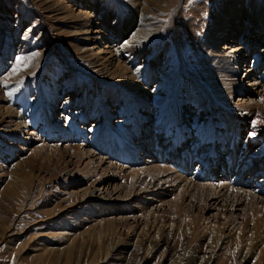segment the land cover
I'll return each mask as SVG.
<instances>
[{"label":"rangeland","instance_id":"374dc122","mask_svg":"<svg viewBox=\"0 0 264 264\" xmlns=\"http://www.w3.org/2000/svg\"><path fill=\"white\" fill-rule=\"evenodd\" d=\"M255 1L258 14L264 0ZM250 3L0 0V81H7L6 86L0 83V264H187L190 256L195 260L208 256L205 246L213 241L214 229L227 236L210 264L230 259L231 252H238L239 257L246 254L245 264H255L256 257H262L264 163L254 159L244 167L240 160L232 171L233 181L232 176L217 178L240 193L198 186L196 182L214 184L209 179L222 176L220 165L227 151L217 138L209 143L197 141L193 134H203L213 126L222 134L224 146L229 134L235 137L234 145L238 141L236 117L230 121L218 108H226L227 102L201 104L196 99L199 91L194 89L196 80L203 79L209 92L213 90L208 73H215L212 35L218 32L221 14L228 6L245 11ZM253 17L248 15L241 24L238 20L240 32L237 29L226 37L238 38L243 45L240 58L246 63L239 61L240 78L248 73L241 71L244 66L253 69L232 99L264 105V37L257 27H250L247 35L242 33V27L257 23ZM220 39L219 45L228 41ZM33 53L37 55L27 61V68L8 75L16 56ZM127 69L134 73L132 83L139 89L121 84L119 74ZM185 75L191 80L193 103L185 95ZM12 89L17 91L7 95ZM220 92L210 94L218 99ZM177 101L179 120L168 133L162 132L160 125L168 111L175 112ZM47 110L52 128H40L38 122L23 130L25 122L41 119ZM183 122V131L191 134L186 132L173 148L168 134L179 130ZM226 125H232L231 132L227 133ZM33 131L35 136L30 135ZM259 137L253 136L252 142L259 143ZM164 150L169 156L161 160ZM184 150L189 156L182 154ZM252 150L251 146L248 152ZM170 156L178 161L174 172L186 180L175 179L172 184L159 179L163 187L167 184L165 191L155 197L154 206L145 205L150 195L145 197L142 185V191L134 187L136 183L129 185L128 176L133 171L148 176L147 168L155 164L170 169ZM180 163L186 164L180 168ZM206 164L213 169L210 174ZM125 197H130L134 209L117 208ZM108 199L111 202L106 203ZM141 204L145 210L139 209ZM191 215L199 222L194 224ZM203 219L206 229L200 222ZM196 228L203 231L195 232ZM157 230L161 240L156 238ZM120 236L116 246L113 240ZM137 249L152 252L153 257L132 262L129 253Z\"/></svg>","mask_w":264,"mask_h":264},{"label":"bare ground","instance_id":"6f19581e","mask_svg":"<svg viewBox=\"0 0 264 264\" xmlns=\"http://www.w3.org/2000/svg\"><path fill=\"white\" fill-rule=\"evenodd\" d=\"M145 1H147V0H145ZM149 1H152V0H149ZM155 3H160V2H162V1H165V0H153ZM255 0H251V3L249 4V6L248 7H245V11L244 10H241L240 8H236V7H229L228 6V8H226L225 9V14H221V18L222 19H220V24H219V29H218V32L216 33H214L213 35H212V40H213V46H212V58H211V62H213L212 64L215 66V73H212V72H210L211 70H209V73H208V79H210V80H212V86H213V90H210V92L213 94H215L216 92H218L219 90L221 91L220 92V96L218 97V99L217 98H215L212 94H210V92H209V90H208V87H207V83H204V81H203V79H197L196 80V82H198L197 83V86L195 87V89H194V91L195 92H197V91H199V93H197L196 94V99H197V101L198 102H200L201 104L203 103V102H210V103H215V104H221L220 102H221V100L222 101H224V102H227V105H224L226 108H223V107H220V105H218V108H220V109H222L225 113H227L229 116H230V121H231V118H235L236 117V119H237V121L239 122V124H240V129H239V133H238V138H237V143L234 145V140H235V137L232 135V134H229V135H227L226 136V141L228 142V144H227V146H224L225 144H223V136H222V134L219 132V131H217V130H215L214 128H213V126L211 127V129H209L208 131L206 130V131H204V133L203 134H200V133H198V131L196 132V131H193V134L195 135V137H197V141L198 140H206V142H209V143H213V141L217 138L220 142H222L221 143V147H224L226 150L225 151H227V154H226V156L224 157V160H223V162L221 163V165H220V169L223 171V174H222V176H220V175H213V177L212 178H215L214 180H212V178L211 179H209L210 181H213V182H217L216 184L214 183H209V182H200V183H197L196 182V184L198 185V186H202L203 188H209V189H211V190H219V191H222V190H226V191H233V192H235V193H240V190L239 189H236V188H229L228 186H227V183L226 182H221V181H219L217 178H219V177H221V179H223V180H225L226 178L228 179L230 176H232V178H231V180L233 181V179H235L236 177H234L233 178V173L234 172H232L233 171V169L235 170L236 169V167L238 166V161H240L241 160V162H242V164H243V166L245 167H248V166H250L251 164H252V162H253V160L255 159V161L254 162H256L257 160H260L262 163H264V124H260V125H258L255 129H253V127H252V122L254 121V120H262V119H264V105H261V104H259L258 102V104L256 103V102H252V103H249V102H246V101H242V99H238V101L236 102V103H234L233 102V96H235V95H238L240 92H241V89H242V87H243V85H244V82H243V79L244 78H246L247 77V75H249V73L250 72H252V70L253 69H251V67H248V69L247 68H244V67H246V66H244L243 67V69L241 70V71H247L248 70V73L247 74H244V77H243V79L242 78H240V76H239V74H238V72H239V69H238V65H239V61L240 62H243L244 61V63H246V60H243L242 58H240V56H241V54H242V50H243V45H242V43L241 42H238L237 41V39L238 38H230V39H227L226 37H228L231 33H233V31H234V33H235V31L238 29V31L239 30H241V27H240V24H241V20L243 19V18H246L248 15H256V17H253V18H256L257 19V23H255V21H253V23H249V25L248 26H245V27H242V30H243V34H248L249 32L248 31H250L251 29H250V27L251 28H253V27H257V28H255L256 30H260L259 31V33H260V36H262V37H264V7H262L261 9H260V11H259V13L258 14H255L254 13V11H255ZM236 19V20H235ZM132 20V19H131ZM233 20H235V21H237V23H235V24H231V23H229V21H233ZM238 20H240V24H238ZM222 22H223V24H222ZM133 25V24H132ZM236 25H238L237 27H236ZM240 32V31H239ZM137 33V32H136ZM135 32H134V34H136ZM220 33H224V35H223V37H224V39H227L228 41H226L225 42V44H221V45H219V43H218V41H220L221 39L220 38H223V37H221V35H220ZM254 33H256V31L254 32ZM261 37V38H262ZM260 38V39H261ZM260 39H258V40H260ZM264 40V39H263ZM212 42V41H211ZM239 43H240V45H239ZM248 44V40L246 41V44H245V46ZM220 49V50H219ZM246 52V51H245ZM118 65V64H117ZM120 66V65H119ZM123 66V65H122ZM213 66V67H214ZM120 67H118V69H119ZM122 68V67H121ZM120 68V69H121ZM209 68H211V67H209ZM124 69V68H123ZM125 69H126V67H125ZM115 71H116V69H115ZM119 71V70H118ZM117 71V72H118ZM122 71V70H121ZM125 72L124 73H122V74H119V80L122 82L121 84H131V86L133 85L134 86V88L133 89H139L138 88V85L136 84V83H132V80H134L133 79V74H129V73H127L128 72V69H127V71L126 70H124ZM116 73V72H115ZM119 73V72H118ZM121 73V72H120ZM184 74V73H183ZM113 76H114V74H112ZM118 75V74H117ZM185 77H186V79H185V81L187 82V85H186V90H185V95L187 96V98L188 99H190V102H192L193 103V101H192V99H191V97H192V95H190V93H189V91L191 90V80H190V77H187L186 75H185ZM115 78V77H114ZM118 78V77H117ZM128 79V80H127ZM125 80H127V81H125ZM255 81V80H254ZM129 82V83H128ZM178 83V82H177ZM228 85H230L231 86V91L230 92H227L226 91V88L228 87ZM140 86V85H139ZM229 86V87H230ZM138 91V90H137ZM134 92V91H133ZM219 94V93H218ZM223 94H227V96L223 99ZM210 96H211V98H210ZM144 101V100H143ZM213 101V102H212ZM218 101H219V103H218ZM240 101V102H239ZM260 101V100H259ZM263 102V101H262ZM213 103V104H214ZM195 104V103H194ZM198 105V107H200V105L199 104H197ZM2 106V105H1ZM53 106V105H52ZM3 107V106H2ZM180 102L179 101H177L176 102V110H175V112L173 113V112H171V111H168V114H166L167 116H166V118H165V120L163 121V123L160 125V127H161V131L163 132H169V130H170V128L172 127V126H174V124H175V122L176 121H178L179 120V117H178V113H179V110H180ZM10 112H12L13 110H9ZM8 111V112H9ZM48 111L49 110H47L45 113H44V115H42V117H41V119H37L36 121H34V122H29V123H27V122H25L24 123V125H22V127L24 128L23 130L24 131H26V128L29 126V125H32V128H33V126L35 125V124H37L38 122H39V125H40V128H44V129H46V128H52L51 127V124L49 123L50 121H48L47 120V116H48ZM234 111H236L237 112V114H233V112ZM2 114V113H1ZM4 114H6V113H4ZM11 114V113H10ZM13 116V115H12ZM12 118H14V117H12ZM11 118V119H12ZM10 119V120H11ZM20 123H21V121H20ZM27 123V124H26ZM231 123V122H230ZM18 125H20V124H18ZM13 126V125H12ZM184 126H186V123L185 122H183L182 123V125L179 127V130H176L175 129V131H174V129H172L173 130V133H171V134H168V136H170L171 137V139H172V141H171V144H170V146L171 147H173L174 148V146H177L178 144H180V140H184L185 139V137L187 136V135H185L186 134V132H189V135L191 134L190 133V131L188 130V131H183V127ZM232 125H226L224 128H225V130L227 131V133L230 131H232ZM15 128V127H14ZM49 130V129H48ZM252 131H255V133H256V135H255V137L257 136V135H260V141H259V143H253L252 142V137L253 136H249V133L250 132H252ZM19 132H21V130L19 131ZM27 132V131H26ZM195 133H198V134H195ZM131 134H133V133H130V135ZM30 135H34V131L33 132H31V134ZM35 136V135H34ZM163 136V135H162ZM192 136V135H191ZM27 138H29V134L27 135V137H26V139ZM131 138V137H130ZM205 138V139H204ZM36 139V138H35ZM29 140V139H28ZM258 141V140H257ZM252 142V143H251ZM45 146V145H44ZM53 146V145H52ZM252 146V152H248V150H249V148ZM48 147H50V146H48ZM69 147V146H68ZM36 148V147H35ZM37 148H39V147H37ZM52 148V147H51ZM56 148V147H55ZM77 148V147H76ZM80 148H82V147H80ZM155 148H157V146H155ZM187 149V148H186ZM58 150V149H57ZM60 150V149H59ZM72 150H74V149H72ZM76 150V149H75ZM77 150H78V148H77ZM43 151V150H42ZM56 151V150H55ZM54 151V152H55ZM165 151V150H164ZM212 151V153H216V152H213V149L211 150ZM52 152H53V150H52ZM74 152V151H73ZM82 152V154H83V152L84 151H81ZM87 152H89V151H87ZM80 153V152H79ZM91 152H89V154H90ZM166 153V151L165 152H163V154L160 156V158H161V160L162 159H164V157H166V156H169V154L167 155V154H165ZM185 154L186 153V155L187 156H189V152H186L185 150H184V152H182V154ZM42 154V153H41ZM49 154V153H48ZM81 154V153H80ZM81 154V155H82ZM85 154V153H84ZM46 155V154H45ZM89 156V155H88ZM223 156V155H222ZM92 157V156H91ZM90 157V158H91ZM79 158H81L80 156H79ZM172 158L173 157H171L170 156V165H172L171 167H170V169L166 166V165H164V164H158V165H150L151 167H149V168H147V173H150V175H148V176H140L139 174H135V172L133 171V172H128V173H130V175L128 176L129 178V185H132V184H134V183H136V185L134 186V185H132V186H134V187H137L138 188V190L140 189L141 190V188H139V187H142L143 189H144V195H145V197L147 196V195H150V197L149 196H147L146 198V201L148 200V202H146L145 203V205H147V204H149V205H153L154 203V201L156 202V198L155 197H158V196H160L161 194H163V193H161V191L162 190H164L165 191V187H167L166 185H164V187H163V184H164V182H163V184H161V178H165L166 180H169V182L170 183H172L173 184V180L175 181V179H181L182 181H185L186 179H184V178H182V177H180L179 175H177V173H175L174 171H177V169L176 168H174V166L176 167V162H178L177 161V159H174V161L172 160ZM78 160V159H77ZM88 160V159H87ZM99 160V159H98ZM212 160H213V158H212ZM80 161V160H79ZM181 161V160H180ZM179 161V162H180ZM187 161H190V159L188 158L187 159ZM95 163V162H94ZM203 163L205 164V161H203ZM102 164V163H101ZM186 163H180L179 164V167L181 168V167H184V165H185ZM212 164H214V162H212ZM97 165H99L98 163H97ZM113 165V164H112ZM88 166V165H87ZM90 166V165H89ZM96 166V165H95ZM108 166V165H107ZM107 166H106V169H107ZM111 167V166H110ZM142 167H144V166H142ZM206 167H207V169H208V171H207V174H210V171L211 172H213L212 170V168L211 167H209V164L207 165L206 164ZM84 168V167H83ZM98 168V167H97ZM96 168V169H97ZM117 168V167H116ZM119 168V167H118ZM264 168V167H263ZM100 169V168H99ZM111 170L113 169V168H110ZM175 169V170H174ZM105 170V169H104ZM114 170V169H113ZM100 171V170H99ZM115 171V170H114ZM119 171H121L120 170V168H119ZM118 170H117V172H119ZM123 171V170H122ZM129 171V170H128ZM142 171V170H141ZM145 171H146V168H145ZM144 171V172H145ZM105 172H106V170H105ZM143 172V174H145ZM121 173H123V172H121ZM116 174H118V173H116ZM125 174V173H124ZM121 175V174H120ZM126 175V174H125ZM122 176V175H121ZM120 176V177H121ZM124 176V175H123ZM123 176H122V179H123ZM173 176H176V177H173ZM205 176V175H204ZM209 175H207V177H208ZM227 176H229V177H227ZM156 177H158V179H156ZM201 177V176H200ZM207 177H205V178H207ZM126 178V177H125ZM159 179H161V180H159ZM97 181H99V179L97 180ZM96 181V182H97ZM123 181V180H122ZM162 181H165V180H162ZM231 181V182H232ZM141 184H140V183ZM167 182V181H166ZM191 183V182H190ZM94 184V183H93ZM128 184V183H127ZM177 184V183H176ZM183 184V183H182ZM184 184H186V182L184 183ZM183 184V185H184ZM121 185H123V186H128V185H125L124 183L123 184H121ZM142 185V186H141ZM187 185V184H186ZM186 185H185V187H186ZM196 185V186H197ZM130 187V186H129ZM168 187H169V185H168ZM183 187V186H182ZM127 188V187H126ZM136 188V189H137ZM199 188V187H198ZM218 188V189H217ZM124 189V188H123ZM167 189V188H166ZM183 189H185V188H183ZM188 189H190V188H188ZM187 189V190H188ZM134 190V189H133ZM170 190V189H169ZM173 190V189H172ZM191 190V189H190ZM136 191V190H135ZM142 191V190H141ZM167 191V190H166ZM178 191V190H177ZM181 191V190H180ZM243 191V190H242ZM129 192V191H128ZM137 193V192H136ZM165 193V192H164ZM167 193V192H166ZM179 193V192H178ZM249 194H251L253 197H258L259 198V196H257V195H255V194H253V192L252 191H249L248 192ZM132 195V194H131ZM130 195V196H131ZM129 196V195H128ZM214 197V196H213ZM165 198V197H164ZM164 198H163V200H164ZM162 198L160 197V199L159 200H161ZM168 199V198H167ZM150 200V201H149ZM263 201V200H262ZM109 202H111V201H109V199H108V201H106V203H109ZM132 203H133V201H131V199H130V197H125L124 199H122V201H121V203L120 204H118L117 205V208H120L119 210L121 211V210H124V209H134V207L132 206ZM162 203V202H161ZM155 205V204H154ZM153 205V206H154ZM144 208V204H141L140 206H139V209L140 208ZM150 207V206H149ZM151 209H152V207H151ZM155 209V208H154ZM140 210H142V209H140ZM144 210H145V208H144ZM149 211V210H148ZM151 212V211H150ZM149 212V213H150ZM144 213H145V211H144ZM148 213V212H147ZM75 214V213H74ZM201 214V213H200ZM148 216V215H147ZM68 217V216H67ZM191 218L193 217L194 219L193 220H191V221H193V223L195 222V218H197V216H194V215H191L190 216ZM66 218V217H65ZM200 219H202L201 217H200ZM199 219V220H200ZM190 221V224H193L192 222ZM196 221H198V220H196ZM199 222V221H198ZM201 222V224H202V227H203V229L205 228L206 229V226H207V224H206V222H205V220L203 219L202 221H200ZM171 223V222H170ZM173 223V222H172ZM167 224V223H166ZM195 224V223H194ZM165 225V224H164ZM162 227V226H161ZM165 227V226H164ZM180 227H182V226H180ZM192 228H195L194 226H192ZM197 228H200V227H197ZM197 228L195 229V232H197L198 230H200V229H198L197 230ZM162 229V228H161ZM191 229V228H190ZM203 229H201L202 231H203ZM129 230V229H128ZM134 230V229H133ZM142 230V229H141ZM146 230V229H145ZM194 230V229H193ZM200 230V231H201ZM213 230V229H212ZM199 231V232H200ZM214 232H213V237H212V240L213 241H208L209 243H208V246H205V249H207V251H208V256H205V257H202V258H199V259H197V260H195V259H193V257L192 256H190V257H188V259H187V264H210V262H211V260L212 259H214V258H216L215 257V253L216 252H218L219 251V249H221L222 248V245H223V243H224V239L226 238V236H225V234L224 233H222V232H220V230L219 229H214L213 230ZM194 232V231H193ZM157 234H155L156 236V238H158L159 240H161V232H160V230L158 231L157 230V232H156ZM192 234H194V233H192ZM195 235H197V234H195ZM173 236V235H172ZM191 237V236H190ZM192 237H193V235H192ZM123 238V237H122ZM121 236L120 237H118V239L117 240H113V242L114 243H116L115 245L117 246V244H119V242L121 241ZM157 240V239H156ZM116 241V242H115ZM158 241V240H157ZM175 241V240H174ZM187 241V240H186ZM227 241V240H226ZM226 241H225V244H227L226 243ZM259 241H260V239H259ZM262 241V240H261ZM175 244H177L176 243V241L174 242ZM262 245H263V243H262ZM261 245V246H262ZM256 246V245H255ZM262 247H264V245L262 246ZM115 249V248H114ZM118 249V248H117ZM123 249H125V248H123ZM261 249V248H260ZM259 249V250H260ZM263 249V248H262ZM119 250V249H118ZM256 250H258V249H256ZM255 250V251H256ZM142 250L140 249V250H135V251H133V250H131V252L129 253V255H131V259H133V260H131L132 262L135 260V259H148L149 258V260H151V257H153V254H152V252H148V251H146V252H141ZM154 251V250H153ZM142 253V255H141V253ZM164 254L167 252V250L166 249H164L163 251H162ZM263 252H264V249H263ZM121 253V252H120ZM127 253V252H126ZM162 253V254H163ZM238 253V252H237ZM237 253L236 252H231V257H230V259H228V258H225L224 260H222L219 264H226V262H229L228 260H230V262L232 263V264H245L246 262H247V260L249 259V258H246V254L244 255V256H237ZM123 254V253H122ZM256 255V254H255ZM258 255H259V252H258ZM263 253H262V257H263ZM229 257V256H228ZM249 257V256H248ZM262 257L261 256H259V257H256V259H257V261H256V263H261L263 260H262ZM183 258V257H182ZM185 258V257H184ZM183 258V259H184ZM181 258H179L178 260H180ZM218 259V258H217ZM221 259H222V257H221ZM228 259V260H227ZM218 261V260H217ZM259 261H261V262H259ZM255 263V262H254ZM255 263V264H256ZM177 264V263H176ZM217 264V263H216ZM262 264H264V262H262Z\"/></svg>","mask_w":264,"mask_h":264},{"label":"snow or ice","instance_id":"6c2138e0","mask_svg":"<svg viewBox=\"0 0 264 264\" xmlns=\"http://www.w3.org/2000/svg\"><path fill=\"white\" fill-rule=\"evenodd\" d=\"M125 43H128L127 41ZM37 55V53H33L32 56H24V55H18L15 58V62L11 67V71L8 73L9 76L17 75L20 71L28 67L27 61H30L33 56ZM0 83H3L5 86L7 85V81H0ZM14 91H17V89H12L11 91L7 92L6 94L11 96ZM264 100V98H262ZM264 124V119L262 120H254L252 122V127L255 129L258 125ZM255 131H252L249 133V136H255Z\"/></svg>","mask_w":264,"mask_h":264}]
</instances>
